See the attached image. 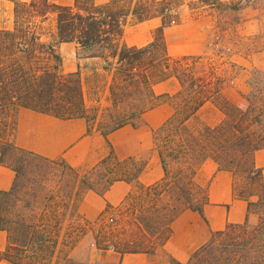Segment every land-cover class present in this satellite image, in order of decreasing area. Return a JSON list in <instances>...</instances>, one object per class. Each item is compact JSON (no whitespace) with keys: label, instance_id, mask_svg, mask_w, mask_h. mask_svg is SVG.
Instances as JSON below:
<instances>
[{"label":"trees","instance_id":"trees-1","mask_svg":"<svg viewBox=\"0 0 264 264\" xmlns=\"http://www.w3.org/2000/svg\"><path fill=\"white\" fill-rule=\"evenodd\" d=\"M255 1L259 0H109L97 5L95 0H75L73 6H62L49 0L16 2L14 28L0 30V164L17 174V169L4 162L7 152H16L58 164L80 176L63 159L48 160L19 148L14 139L10 140V137L14 138L16 116L22 108L63 120L85 118L89 125L97 122L96 129L108 140L109 134L128 124L137 126L146 111L162 103L171 105V115L156 130L158 140L155 146L165 173L161 181L147 187L140 184L138 178L146 162L139 163L133 157L119 159L111 144L109 155L80 176L81 182L95 192L97 190L87 177L100 169L106 172L100 178L107 176L104 193L118 181L135 183L136 189L145 192L168 191L166 227L138 222L136 229L144 239L122 243L104 239V245L100 247L120 254L153 253L172 236L171 225L184 211H196L205 218L207 191L195 179L203 162L212 160L219 170L234 172V166L238 167L241 159L253 156L256 150L264 147V71L254 70L247 81L249 92L242 95L239 104L232 105L225 100L219 103L224 85L222 74L215 66L207 72L196 73L195 66L200 63L198 57L170 56L166 31L183 25L184 10L195 13L196 17L211 11L220 16L221 26L218 28L227 30L238 24L234 14ZM50 15L56 16V34L47 36L50 32L43 24ZM153 19H159L160 26L152 32L150 43L142 47H129L122 43L124 27L130 21L143 23ZM250 40L264 44L260 35H254ZM62 43L76 44L78 58L103 60V71L111 75V80L106 83L111 110L105 120L99 121L96 115L90 117L87 113L80 70L63 71V60L57 50ZM172 78L180 83L177 93H155L154 85ZM208 102H215L226 120L216 126L200 124L193 127L191 122ZM89 130H92L91 126ZM251 164L245 170L249 176L256 175V179L261 180L262 169L255 167L253 158ZM14 187L9 192H0V230L8 234L9 229L4 225L3 202ZM134 196L135 190L124 202H129ZM16 224L20 228L25 226L24 232L26 228L31 230L29 235L27 232L24 235L28 240L20 244L10 242L6 250L0 251V262L51 264L49 259H52L58 242L49 246L50 237L45 235L46 232L26 225L23 219ZM151 233L154 239L147 238ZM216 242L231 247L232 252L222 261L224 264H264V218L260 217L253 228L248 227L246 220L244 224H229L223 231L212 233L210 241L186 264H197ZM170 261L171 264H184L175 258ZM57 264L78 263L65 256Z\"/></svg>","mask_w":264,"mask_h":264},{"label":"rangeland","instance_id":"rangeland-1","mask_svg":"<svg viewBox=\"0 0 264 264\" xmlns=\"http://www.w3.org/2000/svg\"><path fill=\"white\" fill-rule=\"evenodd\" d=\"M234 15L238 19V24L227 30H220L218 28L221 26L218 21L220 16L206 11L196 17L195 13L184 10L182 27L171 30L168 35L175 54L190 53L200 58V63L195 66L196 73L201 74L207 72L211 66L216 67L224 81L218 102L223 103L225 100L237 105L242 95L249 92L247 81L254 70L264 71V44L260 41V44H255L250 40L254 35H260L264 40V0L253 2ZM131 25L130 21L129 26ZM152 26L157 28L160 24L158 21L147 22L140 26L143 29L139 33L147 32L149 37L148 32L155 29H152ZM166 46L168 51L167 40ZM259 48H262L261 52L258 51ZM94 67L91 68L92 74L85 78L86 107L90 117L96 115L98 120L102 121L111 110L106 85L111 80V75L103 70L93 73ZM208 105L191 122L193 127L200 124L216 126L226 120L225 114L215 102H209ZM211 106L215 108L211 110ZM170 110L172 112V107ZM139 125H142L141 121ZM90 126L96 129L97 122L90 123ZM152 138L156 144L158 140L156 131ZM12 139L14 138L10 137V140ZM252 158V155L245 156L240 160L238 167L234 166L233 172L236 195L249 202L250 218L255 219V221L248 219L249 228L255 227L260 217L264 218V178L256 179V175L250 177L245 170L252 166ZM136 161L140 163L145 159L137 158ZM4 162L18 170L14 190L3 202V217L6 220L4 225L9 229L10 242L20 244L28 240L24 235L25 232L29 235L31 230L26 228L24 232L25 226L20 228L16 224L21 219L26 225L38 227L50 237L49 246L55 241L58 242L52 259H49L51 264L63 261L65 256L75 263L88 264L82 262L80 258L86 254L96 253L103 247L104 239L120 243L144 239L136 229L135 224L138 222L153 227L168 225L167 190L162 189L155 193L134 188L135 196L129 202L105 206L103 212L92 221L91 217L96 214L98 203L92 201V205L87 208L89 217L81 211L80 205L88 193L104 195L107 176L104 179L100 178L102 174H106L104 169L87 177L91 179L93 188L101 193L98 194L81 182L80 176L87 174L89 170L78 171L80 176H75L58 164L28 158L16 152H7ZM147 238L154 239V236L152 233L147 234ZM230 251L232 252L231 247L226 243L216 242L202 255L197 264H224L222 261L230 255Z\"/></svg>","mask_w":264,"mask_h":264},{"label":"crops","instance_id":"crops-1","mask_svg":"<svg viewBox=\"0 0 264 264\" xmlns=\"http://www.w3.org/2000/svg\"><path fill=\"white\" fill-rule=\"evenodd\" d=\"M31 0H0V30H12L15 24L16 2L29 3ZM62 6H73L75 0H49ZM109 0H95L102 5ZM131 20V19H130ZM158 21L153 19L143 23H129L124 27L122 43L129 47H142L152 41V32L139 33L147 22ZM48 35L56 34V16L50 15L44 22ZM166 31L168 54L173 57L193 56L190 53L175 54L170 42L169 32ZM146 38V41L143 40ZM62 57L64 72L80 70L85 85V78L95 72L102 71L104 63L100 58H78L76 44L62 43L57 48ZM93 71V72H94ZM85 88V87H84ZM156 94H175L180 90V83L172 78L154 85ZM206 103L201 110L207 108ZM215 107L211 106V110ZM171 107L160 104L142 115V125L130 124L112 132L108 140L97 129H90L85 118L63 120L50 114L22 108L16 116L14 142L19 148L32 152L48 160L63 159L67 164L79 172H86L94 168L110 153V145L119 159L129 157L145 159L146 166L138 178L144 186H151L162 180L165 173L153 142L152 134L158 130L171 115ZM200 110V111H201ZM199 111V112H200ZM199 115V113H198ZM109 142V143H108ZM154 143V144H153ZM147 154V155H146ZM1 158V153H0ZM256 168L262 169L264 178V147L253 154ZM196 182L206 188L208 202L204 205V217L192 210L184 211L171 225L172 236L164 245L158 247L153 253H126L120 254L113 249H99L96 253L83 255L82 262L88 264H171L175 258L186 264L192 255L206 245L214 232L223 231L227 225H241L250 218L249 202L236 195L234 174L230 171L219 170L212 160H206L199 167ZM16 182V172L0 164V192H9ZM135 183L124 181L115 182L103 196L88 193L80 205L81 211L89 217L87 208L96 201L99 205L91 220L103 212L105 206H117L125 201L134 190ZM10 244L9 234L0 230V251H4ZM0 264H11L1 261Z\"/></svg>","mask_w":264,"mask_h":264},{"label":"built area","instance_id":"built-area-1","mask_svg":"<svg viewBox=\"0 0 264 264\" xmlns=\"http://www.w3.org/2000/svg\"><path fill=\"white\" fill-rule=\"evenodd\" d=\"M111 221H112V218H111ZM93 245V244H92Z\"/></svg>","mask_w":264,"mask_h":264}]
</instances>
